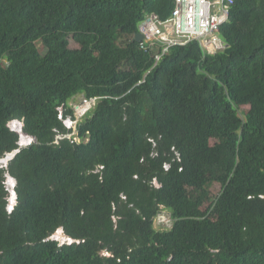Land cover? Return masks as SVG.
I'll return each mask as SVG.
<instances>
[{
    "label": "trees",
    "instance_id": "obj_1",
    "mask_svg": "<svg viewBox=\"0 0 264 264\" xmlns=\"http://www.w3.org/2000/svg\"><path fill=\"white\" fill-rule=\"evenodd\" d=\"M174 9L0 0V159L19 148L9 122L36 140L0 166V264H264V0H234L226 50L191 42L153 67L132 37ZM76 96L98 101L56 140Z\"/></svg>",
    "mask_w": 264,
    "mask_h": 264
},
{
    "label": "built area",
    "instance_id": "obj_2",
    "mask_svg": "<svg viewBox=\"0 0 264 264\" xmlns=\"http://www.w3.org/2000/svg\"><path fill=\"white\" fill-rule=\"evenodd\" d=\"M176 4L175 17L160 20L157 14L151 13L148 19L140 24L139 32L145 40L159 41L164 50H168L175 46H184L191 39L203 38L208 51L220 50L222 45L215 37L210 38L209 35L216 32L219 26L229 18L234 0H176ZM162 55L164 54L161 53L160 56ZM97 101L98 98H82L79 102L90 105L91 109ZM89 107L74 108L85 111Z\"/></svg>",
    "mask_w": 264,
    "mask_h": 264
},
{
    "label": "rangeland",
    "instance_id": "obj_3",
    "mask_svg": "<svg viewBox=\"0 0 264 264\" xmlns=\"http://www.w3.org/2000/svg\"><path fill=\"white\" fill-rule=\"evenodd\" d=\"M148 17H149V15L146 18L143 17V19L138 23L137 32L136 33H140L139 32V26H140L141 23L146 21L148 19ZM147 25L149 26V22L147 23ZM133 37H132V41L133 42H137L139 44V49L141 51H143V52L150 51V55L153 56V67H155L158 64V62L161 60V58L164 55L168 54L173 49V48H171V49H168V50H164L163 46L160 44L159 41H156V40H148V41H146L143 35H142L143 40H141V41H134ZM37 46H38L40 52L44 53V46H43L42 42H38ZM71 47L72 48L73 47L76 48L75 46H71ZM161 53L164 54V55L160 56ZM146 75H147V73L145 74V76ZM140 83H144V78L142 79V81ZM79 100H80V96H76V97L72 98L69 101L68 106L65 107V105H63L61 107H58V109H57V111H58V119L62 122V126L64 127L65 130H75V132L73 133V137H75L76 139H78L77 138V130H78V126L80 125V122L83 119H85V117L88 115V113L90 111H92L94 109V107L96 106V104H97V102H96L95 106L90 109V107H89L90 105L88 106L86 103L83 104L82 102H78ZM74 107H89V108H87L85 111H80V110H75ZM67 108H68V110L71 111V114H65V113H67V111H66ZM241 109L248 110L249 107L248 106H242ZM87 110H89V111H87ZM71 123H72V126H70ZM8 164H1L0 166L7 167ZM164 169L167 170L168 166H164ZM11 177H12L11 175L7 174V179H6V182H5V184L7 186V189L9 191V197H8V202H9L8 210L9 211H13L14 207L17 204V203L12 204V197L16 195L17 198H18L16 189H15L16 185H17V180L12 177L14 179V181L10 182V179H12ZM211 189H212L213 194H218V192L221 189V185L220 184H214ZM167 212L168 211H166V212L163 211L162 215H160L159 218H158V222L161 225L165 226V227H168L169 225H171V223H169V222H171V220H169V218H171V217H169V213H167ZM156 224H157V222H156ZM61 229L62 228H60L58 231H56L55 235L52 236L51 239L55 240V241H58L60 244H63L66 241L62 242V238L61 237L62 236H66V235L62 232L63 230L60 231ZM57 235H60V237H57ZM68 239H71V238L68 237ZM73 242H75V241H72V242L68 241L66 243L70 244V243H73ZM102 254L109 255L105 251L102 252Z\"/></svg>",
    "mask_w": 264,
    "mask_h": 264
},
{
    "label": "clouds",
    "instance_id": "obj_4",
    "mask_svg": "<svg viewBox=\"0 0 264 264\" xmlns=\"http://www.w3.org/2000/svg\"><path fill=\"white\" fill-rule=\"evenodd\" d=\"M210 1H215V0H210ZM176 7H177V4H176V0H175V9H174V14L171 16V17H168V18H166V19H169V18H172V17H175L176 16V12H175V10H176ZM150 15V14H149ZM159 17V16H158ZM159 19L160 20H166V19H161L160 17H159ZM229 19V18H228ZM228 19L225 21V22H227L228 21ZM225 22H223L222 24H224ZM221 24V25H222ZM221 25L219 26V29L215 32L214 31V33L212 34V35H209L210 36V38H212V37H215L216 38V40L222 45V48L220 49V50H217V51H215V52H211V50H209L208 51V49L205 47V45H204V43H203V38H195V39H191L190 41H189V43H191V42H198L199 44H200V47L203 49V51L207 54V55H214V54H216V53H218V52H222V51H224V50H226L228 47H229V45L227 44V43H225L222 39H221V37H220V34H219V32H220V27H221ZM136 34V33H135ZM134 34V35H135ZM141 34V33H140ZM133 35V36H134ZM142 35V34H141ZM189 43L188 44H186V45H184V46H188L189 45ZM161 44V43H160ZM162 45V44H161ZM175 47H183V46H175ZM175 47H173V48H175ZM150 72V71H149ZM149 72H147V74L149 73ZM82 98H86V97H83V96H80V100L82 99ZM86 99H88V98H86ZM91 99H94V98H91ZM79 100V101H80ZM78 101V102H79ZM69 104V103H68ZM58 109V108H57ZM73 122V121H72ZM23 125V121H21V120H13V121H11V122H9V128L13 131V132H16V133H18L17 132V128H18V126H22ZM70 126H72V123H71V125ZM23 128H24V125H23ZM67 131V134L66 135H63L62 137L61 136H57L56 137V140H59V139H62V138H67V139H70V138H74L73 137V133L75 132V130H66ZM23 133H24V131H23ZM19 134V133H18ZM25 134V133H24ZM25 135H27V134H25ZM19 136H20V134H19ZM28 137H31V138H34V137H32V136H30V135H27ZM34 140H35V138H34ZM36 141V140H35ZM77 141V140H76ZM19 142H20V139H19ZM35 143V142H34ZM33 144V143H32ZM31 143L30 144H28V145H26V146H22L21 147V149H23V148H26V147H29V146H31L32 145ZM18 146H19V143H18ZM18 149H20V146H19V148ZM17 149V150H18ZM7 155V154H6ZM2 159V158H1ZM1 165V164H0ZM10 182H12L11 181V179H10ZM15 195V194H14ZM13 197H15V200H14V203L12 202V204H15V203H17V196L15 195V196H13ZM12 197V198H13ZM62 238V242H64V241H66V242H68V238L66 237V236H62L61 237ZM66 242H64V243H66Z\"/></svg>",
    "mask_w": 264,
    "mask_h": 264
},
{
    "label": "water",
    "instance_id": "obj_5",
    "mask_svg": "<svg viewBox=\"0 0 264 264\" xmlns=\"http://www.w3.org/2000/svg\"><path fill=\"white\" fill-rule=\"evenodd\" d=\"M133 40L134 41L143 40L142 35L140 33H136L133 37ZM17 132L20 134V142H19L20 149L15 150L12 153H8L4 158L0 159V164H8L18 153H20L22 146L24 147L30 143L32 144L35 142L34 138L28 137L27 135L23 133V125L18 126ZM11 181H14V179L12 178ZM14 200H15V197L12 198L13 203H14ZM60 231H62V229ZM68 241L72 242L74 240L69 239Z\"/></svg>",
    "mask_w": 264,
    "mask_h": 264
},
{
    "label": "bare ground",
    "instance_id": "obj_6",
    "mask_svg": "<svg viewBox=\"0 0 264 264\" xmlns=\"http://www.w3.org/2000/svg\"><path fill=\"white\" fill-rule=\"evenodd\" d=\"M60 233V232H59ZM57 237H60V235H57Z\"/></svg>",
    "mask_w": 264,
    "mask_h": 264
}]
</instances>
